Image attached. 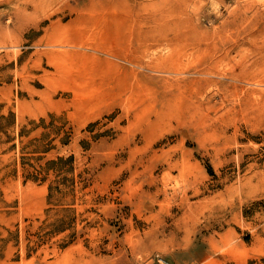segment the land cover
<instances>
[{"label": "rangeland", "instance_id": "rangeland-1", "mask_svg": "<svg viewBox=\"0 0 264 264\" xmlns=\"http://www.w3.org/2000/svg\"><path fill=\"white\" fill-rule=\"evenodd\" d=\"M264 264V0H0V264Z\"/></svg>", "mask_w": 264, "mask_h": 264}, {"label": "built area", "instance_id": "built-area-1", "mask_svg": "<svg viewBox=\"0 0 264 264\" xmlns=\"http://www.w3.org/2000/svg\"><path fill=\"white\" fill-rule=\"evenodd\" d=\"M159 264H165V262L162 259L157 260Z\"/></svg>", "mask_w": 264, "mask_h": 264}]
</instances>
